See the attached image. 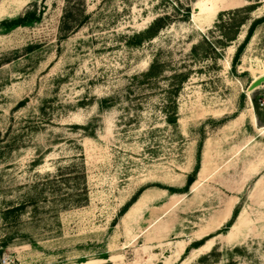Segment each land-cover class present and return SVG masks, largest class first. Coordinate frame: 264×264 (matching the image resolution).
<instances>
[{
	"label": "rangeland",
	"instance_id": "rangeland-1",
	"mask_svg": "<svg viewBox=\"0 0 264 264\" xmlns=\"http://www.w3.org/2000/svg\"><path fill=\"white\" fill-rule=\"evenodd\" d=\"M261 17L264 0H0V264H264V20L234 59Z\"/></svg>",
	"mask_w": 264,
	"mask_h": 264
},
{
	"label": "trees",
	"instance_id": "trees-1",
	"mask_svg": "<svg viewBox=\"0 0 264 264\" xmlns=\"http://www.w3.org/2000/svg\"><path fill=\"white\" fill-rule=\"evenodd\" d=\"M29 16V15H27ZM25 18L27 17H21L18 19H13V20H4L2 21V25H10V26H18V25H22L24 23V20H26ZM264 20V17H261L259 19L254 20L246 33V36L244 38V41L238 46L234 59H237L239 57V55L241 54L243 48L245 47L246 43L248 42L249 38L251 37L253 31L255 30V27L257 26L258 23H260L261 21ZM162 21L163 18H158L156 19L153 24L150 25L149 28H147L146 33L151 34V36H154L156 34V32L163 27L162 25ZM62 30H68L69 27L68 26H62L61 28ZM192 50H195V47L192 48ZM161 68V65L157 62V61H152L148 70L144 73L141 74V77L143 78V81L147 82L148 84H153L155 83V79L159 78V70ZM188 78L187 74L184 73H178V74H174L172 77V83L169 85L168 91H167V104L164 105V112H165V117H166V122L171 124V125H175L177 122V106H176V102H175V97L177 96V93L180 90V87L182 85V83L184 81H186ZM22 102L18 104V106H21ZM200 153H201V144H198V148H197V156H196V166L194 167L192 173L190 175L187 176L186 179V186H185V190H188L189 186L192 184V182L195 180V176L198 172L199 169V164H200ZM80 168L79 165L77 164H73L69 167V170L71 172H76L78 169ZM83 179H85V175L82 176ZM58 183V181H55L54 184ZM83 190L86 191V183L85 181L83 182ZM142 193V190H138L133 196L132 198L126 202L121 211H120V215H123L128 209L129 207L135 203V201L138 199L139 195ZM87 194L85 192L84 197L82 199H74L73 195H70L66 200L67 205L66 206H78V205H82L85 204L87 201ZM21 207H15V210L20 209ZM231 226V224L227 225L226 227ZM200 244H198L197 246H199Z\"/></svg>",
	"mask_w": 264,
	"mask_h": 264
},
{
	"label": "water",
	"instance_id": "water-1",
	"mask_svg": "<svg viewBox=\"0 0 264 264\" xmlns=\"http://www.w3.org/2000/svg\"><path fill=\"white\" fill-rule=\"evenodd\" d=\"M194 11H196L197 9H193ZM264 84V75L251 81L250 84L248 85L247 87V90L249 92H252L254 90H256L259 86L263 85Z\"/></svg>",
	"mask_w": 264,
	"mask_h": 264
},
{
	"label": "bare ground",
	"instance_id": "bare-ground-1",
	"mask_svg": "<svg viewBox=\"0 0 264 264\" xmlns=\"http://www.w3.org/2000/svg\"><path fill=\"white\" fill-rule=\"evenodd\" d=\"M195 9H197V8H195ZM194 12H198V9H197L196 11H194ZM261 76H263V75H261ZM261 76H259V77H261ZM259 77H257V78H259ZM257 78H256V79H257ZM253 80H255V79H253ZM253 80H252V81H253ZM263 85H264V84H263ZM261 86H262V85H261ZM259 87H260V86H259ZM259 87H258V88H259ZM247 93H251V92H249V91L247 90Z\"/></svg>",
	"mask_w": 264,
	"mask_h": 264
}]
</instances>
